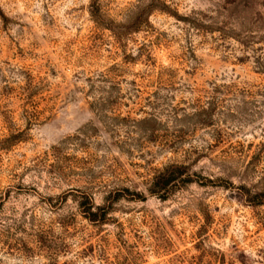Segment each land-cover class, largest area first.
Instances as JSON below:
<instances>
[{
	"label": "rangeland",
	"instance_id": "obj_1",
	"mask_svg": "<svg viewBox=\"0 0 264 264\" xmlns=\"http://www.w3.org/2000/svg\"><path fill=\"white\" fill-rule=\"evenodd\" d=\"M90 1L0 0V264H264V0Z\"/></svg>",
	"mask_w": 264,
	"mask_h": 264
},
{
	"label": "trees",
	"instance_id": "obj_2",
	"mask_svg": "<svg viewBox=\"0 0 264 264\" xmlns=\"http://www.w3.org/2000/svg\"><path fill=\"white\" fill-rule=\"evenodd\" d=\"M153 10L151 5H148L141 9L135 17H133L127 24H125V30H136L142 24L143 21L148 19L149 14ZM90 15L96 25H103L104 19L103 13L101 11V5L99 0H91L90 1ZM114 34V39L117 43L121 44V40L123 35L127 33L126 31H114L111 29ZM20 140L19 133H11L8 136L2 137L0 141L5 144L4 147L13 145L15 142ZM190 175L188 172V166L183 164H167L163 166L160 170L155 171L154 175H152L149 181V187L147 188L149 193L158 195L161 199H166L171 192L172 189L180 185V183L189 182ZM127 190V189H126ZM128 191V190H127ZM136 196H143L142 193L136 192L131 193ZM108 205L95 207L89 203L87 204L83 212L87 216V218L91 221L95 222H104L106 219V215L109 210V205L111 201H108Z\"/></svg>",
	"mask_w": 264,
	"mask_h": 264
}]
</instances>
